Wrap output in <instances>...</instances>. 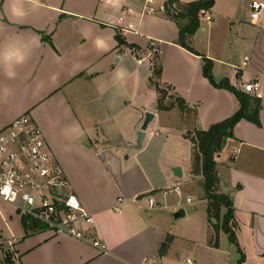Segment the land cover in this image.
<instances>
[{
  "label": "crops",
  "instance_id": "1",
  "mask_svg": "<svg viewBox=\"0 0 264 264\" xmlns=\"http://www.w3.org/2000/svg\"><path fill=\"white\" fill-rule=\"evenodd\" d=\"M252 1L224 0L220 7L215 0L190 39L196 55L178 45L179 28L164 14L166 0H120L117 6L104 0H40L41 7L29 9L20 21L7 0H0V48L11 40L35 41L15 79L0 68V130L29 115L70 193L94 221L84 226L89 241L49 229L27 235L17 208L0 199V245L15 244L13 264H192L187 262L192 259L205 264L203 253L220 249V241L217 248L211 244L204 195L201 212L193 200L185 201L191 195L182 181L202 178L193 174V144L185 136L230 118L240 103L204 76L203 57L213 61L217 84L227 79L252 97L245 85H260L259 123L244 119L235 126L217 170L219 192L234 205L241 264H264V9L253 23ZM151 7L157 11L148 12ZM129 25L134 30L123 32ZM118 33L126 45L118 44ZM153 43L160 49L158 82L168 87L169 100L185 102L184 112L175 105L159 107L152 82L156 56H148ZM117 70H123V79H116ZM5 87L11 93L6 99ZM148 112L155 117L136 149ZM188 112L195 113L194 123L187 121ZM174 167L182 169V179L173 175ZM181 208L186 216L174 220Z\"/></svg>",
  "mask_w": 264,
  "mask_h": 264
},
{
  "label": "built area",
  "instance_id": "2",
  "mask_svg": "<svg viewBox=\"0 0 264 264\" xmlns=\"http://www.w3.org/2000/svg\"><path fill=\"white\" fill-rule=\"evenodd\" d=\"M251 21L260 20L264 4L254 0L250 5ZM161 10V8H159ZM151 7L148 12H156ZM207 12H202L203 17ZM210 19V18H208ZM124 18H120L123 22ZM129 25L123 32L132 31ZM160 49L152 44L148 56H159ZM248 57L244 59L247 65ZM244 90L260 98L259 83H248ZM180 186L174 192L180 193ZM0 199L15 206L27 219V225L40 222L55 234H67L89 241L85 225H92V216L70 193L68 182L55 161L42 131L29 115H24L0 130ZM187 203H192L190 197ZM150 200V208L155 207ZM94 245L104 249L101 243ZM192 263L191 260H187Z\"/></svg>",
  "mask_w": 264,
  "mask_h": 264
},
{
  "label": "trees",
  "instance_id": "3",
  "mask_svg": "<svg viewBox=\"0 0 264 264\" xmlns=\"http://www.w3.org/2000/svg\"><path fill=\"white\" fill-rule=\"evenodd\" d=\"M215 5V0H199L188 4H181L180 0H166L164 4L165 16L175 22L179 28L178 45L189 52L197 54L190 46V39L201 28L202 12L210 11ZM117 41L120 46L126 45L123 36L118 33ZM203 73L210 83L219 89H225L235 95L240 103L239 109L228 119L212 125L208 130H196L186 134V138L193 144V174L203 177L204 199L208 202L209 224L216 232L215 240L211 241L213 247L219 246V230L226 234L229 241L238 247L241 255L239 264L244 261V255L236 239L235 231L238 224L235 216V209L230 195L219 192V174L217 170V157L222 152L226 141L234 137V128L241 120H248L259 123V114L262 108L261 100L233 87L226 79L217 84L213 77V61L203 57ZM161 74V67L155 65L152 82L159 93V107L167 109L162 100L168 96V87L162 86L158 79ZM181 111L186 110L185 102L177 99ZM225 214L222 217V210ZM220 223L221 226L219 225ZM23 225L26 234L47 229V226L40 222H32L27 225V219L23 217ZM171 239L163 245L161 253L168 250ZM5 264H13L10 259L4 260Z\"/></svg>",
  "mask_w": 264,
  "mask_h": 264
},
{
  "label": "rangeland",
  "instance_id": "4",
  "mask_svg": "<svg viewBox=\"0 0 264 264\" xmlns=\"http://www.w3.org/2000/svg\"><path fill=\"white\" fill-rule=\"evenodd\" d=\"M220 3V7H222L224 5V0H219ZM204 25L206 24V19H203L202 22ZM153 62L154 65H158L159 64V60H158V56L153 57ZM170 92H168V96H169ZM162 104L166 107L170 106V105H175L178 106L177 101L173 100H169V98H164L162 100ZM187 121L194 123V119H195V113L194 112H188L187 116ZM203 177L200 178H195L191 181H182V190L183 191H188L190 193V198H192L195 206L197 208H199V212H201V207H202V202L201 200L203 199V195H204V188H203ZM175 195L177 196L178 194H170V197H175ZM182 197V196H181ZM185 201H187V198L185 197ZM225 214V209L222 210V217ZM193 221H196V217L197 216H191ZM190 219V218H189ZM187 221V220H184ZM189 221V220H188ZM222 223H220L219 225L221 226ZM214 230V228H213ZM236 233V239L238 241L237 238V232ZM221 235V237H220ZM216 237V232L214 230V236H213V240H215ZM219 241H220V249L216 250H209L205 253H203V258L205 264H238V260L240 259L241 255L238 251V247L231 243L229 241V238L226 234H224L221 230H219ZM14 243H9V242H5L2 245H0V258H2V256H5V259H10L13 257V254L15 252L14 250ZM199 253L202 254V252L199 250ZM192 264H194L193 259H192ZM200 264V263H199Z\"/></svg>",
  "mask_w": 264,
  "mask_h": 264
},
{
  "label": "clouds",
  "instance_id": "5",
  "mask_svg": "<svg viewBox=\"0 0 264 264\" xmlns=\"http://www.w3.org/2000/svg\"><path fill=\"white\" fill-rule=\"evenodd\" d=\"M9 11L14 20L20 21L26 18L29 14V9L33 12L41 7L40 0H7ZM105 5L117 6L120 0H104ZM35 46L33 40H11L0 48V68L3 69V75L11 80L15 79L17 72L16 69L25 65L29 58L32 47ZM98 49L104 47L102 40L96 41ZM123 70H117L116 79H123ZM10 89L5 87L2 90V98H7L10 95Z\"/></svg>",
  "mask_w": 264,
  "mask_h": 264
},
{
  "label": "water",
  "instance_id": "6",
  "mask_svg": "<svg viewBox=\"0 0 264 264\" xmlns=\"http://www.w3.org/2000/svg\"><path fill=\"white\" fill-rule=\"evenodd\" d=\"M154 117H155V115L153 113H150V112L146 113L144 122L141 126V129L138 132L137 143L135 146L136 149H140L142 147L143 140L145 138L148 126L151 123V121L154 119ZM172 173L178 179L183 178V172H182V169L180 167H174L172 169ZM185 216H186V212H185V209H183V208L179 209L178 211H176L175 213L172 214V217L174 220H178V219L183 218Z\"/></svg>",
  "mask_w": 264,
  "mask_h": 264
}]
</instances>
